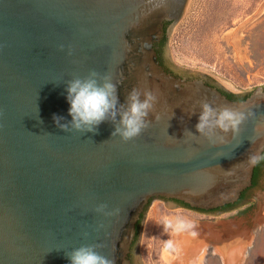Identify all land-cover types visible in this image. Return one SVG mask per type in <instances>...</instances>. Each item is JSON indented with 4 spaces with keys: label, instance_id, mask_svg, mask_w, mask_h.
Instances as JSON below:
<instances>
[{
    "label": "water",
    "instance_id": "1",
    "mask_svg": "<svg viewBox=\"0 0 264 264\" xmlns=\"http://www.w3.org/2000/svg\"><path fill=\"white\" fill-rule=\"evenodd\" d=\"M188 1L0 0V264H69L66 252L96 244L112 264H132L150 199L212 210L251 186L264 88L232 101L206 78L173 64L184 77L166 73L153 49ZM91 71L117 88L115 120L95 133L71 127L66 98L68 83ZM133 89L156 100L147 129L124 142L113 132ZM205 101L248 119L238 133L206 138L195 128Z\"/></svg>",
    "mask_w": 264,
    "mask_h": 264
},
{
    "label": "rangeland",
    "instance_id": "2",
    "mask_svg": "<svg viewBox=\"0 0 264 264\" xmlns=\"http://www.w3.org/2000/svg\"><path fill=\"white\" fill-rule=\"evenodd\" d=\"M164 50L188 77L206 78L233 95L248 96L264 88V0H189ZM254 200L253 209L216 216L178 208L164 198L150 199L132 264H264V185ZM177 216L196 225L195 236L184 233L190 248L182 254L173 244L165 246L175 237L171 229L165 231V221Z\"/></svg>",
    "mask_w": 264,
    "mask_h": 264
},
{
    "label": "clouds",
    "instance_id": "3",
    "mask_svg": "<svg viewBox=\"0 0 264 264\" xmlns=\"http://www.w3.org/2000/svg\"><path fill=\"white\" fill-rule=\"evenodd\" d=\"M99 74L91 71L86 79H74L68 83L66 88L67 102L69 103L68 115L71 117V127L77 131H88L95 133L98 126L103 123L109 115L114 121L116 117L117 88L111 81V77L105 75L100 77L103 83H98ZM141 93L133 89L128 95V107L123 112L120 120V127H117L113 135H119L124 142L138 138L148 127L149 113L151 112L155 96L151 92ZM194 114V113H193ZM54 122L59 125L62 117H53ZM248 117L244 112L235 111L230 107L214 108L208 102L201 103V113L195 126L196 132L211 139L216 130L227 134L229 132L238 133L241 125ZM62 130L68 131V124L59 125ZM190 134V133H189ZM191 135V134H190ZM264 161V155H253L249 158V163L253 166ZM107 206L100 205L97 211H103ZM118 213V209L115 210ZM165 231L171 229L172 233L178 235L182 232L192 231L196 225L184 218L174 217L166 219ZM173 241L165 242L166 247H171ZM102 245H82L66 252L65 256L69 264H112L111 260L101 254L97 249Z\"/></svg>",
    "mask_w": 264,
    "mask_h": 264
},
{
    "label": "flooded vegetation",
    "instance_id": "4",
    "mask_svg": "<svg viewBox=\"0 0 264 264\" xmlns=\"http://www.w3.org/2000/svg\"><path fill=\"white\" fill-rule=\"evenodd\" d=\"M170 23L169 22H165L164 23V35L163 37L154 43L153 45V49L157 55V59L159 62L160 67L169 74L174 75L177 78H183L184 76L176 73L173 68L171 67V63L167 57V55L165 54V45H166V41H167V30L169 27ZM189 79H194L191 77H188ZM205 84L210 86V87H216L214 85V83H212L209 80H204ZM220 92L225 95L228 99L232 100V101H242L244 100L247 96H231V93H229L228 91H225L223 89H219ZM264 155V152L263 154ZM264 185V161H261L259 164L256 165L255 169H254V174H253V178H252V184L251 186H249L246 190H244L239 199L231 204H226L224 206L212 209V210H201V209H194L191 208L189 205L185 204L182 201L179 200H169L171 201L175 206H177L178 208L181 209H191L194 211H197L203 215H214L215 213H220L221 215L225 214V213H231L234 212L236 210H240L242 208H248V209H253L254 207L257 206L258 201L254 200L255 197V191L259 188H261ZM168 200V199H167ZM247 209V210H248ZM142 220H143V215L141 216L140 220L137 223L136 226V236H135V240L132 244V249L137 241L138 235H139V231H140V227L142 224ZM130 259H131V253L129 255Z\"/></svg>",
    "mask_w": 264,
    "mask_h": 264
},
{
    "label": "bare ground",
    "instance_id": "5",
    "mask_svg": "<svg viewBox=\"0 0 264 264\" xmlns=\"http://www.w3.org/2000/svg\"><path fill=\"white\" fill-rule=\"evenodd\" d=\"M184 233H188V232H182L178 235H175L174 237V240H173V245H174V248L180 252L181 254L183 252H185L186 250L189 251V248H190V237L189 236H186ZM218 237H220L218 235V233L216 234ZM170 264H177L175 262H172L171 261L169 262Z\"/></svg>",
    "mask_w": 264,
    "mask_h": 264
},
{
    "label": "trees",
    "instance_id": "6",
    "mask_svg": "<svg viewBox=\"0 0 264 264\" xmlns=\"http://www.w3.org/2000/svg\"><path fill=\"white\" fill-rule=\"evenodd\" d=\"M231 96L235 97L236 95L231 94ZM148 207V206H147Z\"/></svg>",
    "mask_w": 264,
    "mask_h": 264
}]
</instances>
